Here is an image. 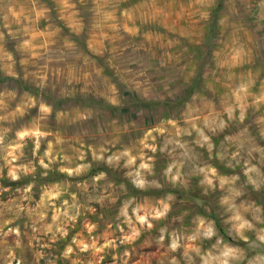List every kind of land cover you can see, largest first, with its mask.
I'll return each mask as SVG.
<instances>
[{
  "label": "clouds",
  "instance_id": "9594fccd",
  "mask_svg": "<svg viewBox=\"0 0 264 264\" xmlns=\"http://www.w3.org/2000/svg\"><path fill=\"white\" fill-rule=\"evenodd\" d=\"M0 264H264V0H0Z\"/></svg>",
  "mask_w": 264,
  "mask_h": 264
},
{
  "label": "rangeland",
  "instance_id": "374dc122",
  "mask_svg": "<svg viewBox=\"0 0 264 264\" xmlns=\"http://www.w3.org/2000/svg\"><path fill=\"white\" fill-rule=\"evenodd\" d=\"M125 111H127V110H125ZM153 254H157L158 255V253L156 252L155 249H146L144 252L141 253V258L146 260L148 257L152 256Z\"/></svg>",
  "mask_w": 264,
  "mask_h": 264
}]
</instances>
